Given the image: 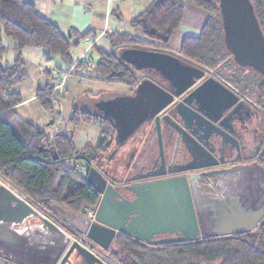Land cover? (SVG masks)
<instances>
[{
    "label": "trees",
    "instance_id": "trees-1",
    "mask_svg": "<svg viewBox=\"0 0 264 264\" xmlns=\"http://www.w3.org/2000/svg\"><path fill=\"white\" fill-rule=\"evenodd\" d=\"M208 12L199 34L186 35L180 48L174 50L171 40L183 21L185 0H149L147 6L132 20L143 38L108 31L110 49L93 44L92 56L75 60L71 49L89 31L72 40L60 25L39 13L31 1L0 0V177L10 182L32 204L50 209L52 204L81 208L84 203L96 204L100 194L86 179V172L68 161H89L97 165L113 145L117 129L113 119L75 107L71 121L81 119L100 121L101 132L95 145L79 149L68 132H59L49 138L43 126L22 119L15 106L22 96L14 86L22 82L24 49L27 46L43 48L48 58L59 56L72 69L88 68L97 79L122 82L136 86L143 76L150 75L147 67L137 69L122 56L147 58L153 53L158 59L175 55L216 73L242 92L253 91L257 103L264 107V71L240 63L226 43L221 0H191ZM264 33V0H250ZM3 35L16 41L4 43ZM72 35H78L73 29ZM15 52L12 63L4 54ZM153 57H151L152 59ZM69 68L66 69L68 71ZM73 71V70H72ZM40 85L37 99L44 109L54 107L55 80ZM55 80V81H54ZM264 166V148L257 158ZM116 246H118L116 248ZM114 264H264V217L252 231L222 236H202L193 240L148 245L126 234H119L112 248ZM13 262L0 256V264ZM14 263V262H13Z\"/></svg>",
    "mask_w": 264,
    "mask_h": 264
},
{
    "label": "water",
    "instance_id": "water-1",
    "mask_svg": "<svg viewBox=\"0 0 264 264\" xmlns=\"http://www.w3.org/2000/svg\"><path fill=\"white\" fill-rule=\"evenodd\" d=\"M221 6L228 47L240 63L264 71V33L252 2L221 0ZM122 56L137 69L155 68L170 83L169 90L145 79L138 83L135 97L144 110L133 129L140 120L155 116L164 163L160 112L175 96L189 91L197 82L183 100L175 103L174 116L193 135L191 125H196L204 137L219 135L221 151L229 157L225 159L214 153L212 160L200 159L197 164L201 170L130 184L126 189L133 192V197L108 184L103 173L85 161L87 182L101 197L96 221L60 204H52V209L104 248L110 245L117 230L152 244L254 230L264 217V166L258 159L242 160L244 145L227 124L243 106L252 109L250 104L240 100L239 92L228 83L214 75L207 76L204 68L186 64L178 56L162 55L158 59L149 53L144 59L126 52ZM197 138L196 146L209 149ZM232 150L237 151L235 157L230 156ZM219 162L224 164L218 166ZM164 172L166 169L158 174ZM9 184L0 180V250L4 259L16 264H65L76 249L79 257L88 263L106 264L77 240L71 243L72 237L65 230L40 216ZM81 211H87L86 205ZM33 216H39L41 222L26 223ZM159 232L177 236L152 240L153 234Z\"/></svg>",
    "mask_w": 264,
    "mask_h": 264
},
{
    "label": "crops",
    "instance_id": "crops-1",
    "mask_svg": "<svg viewBox=\"0 0 264 264\" xmlns=\"http://www.w3.org/2000/svg\"><path fill=\"white\" fill-rule=\"evenodd\" d=\"M20 1L33 2L39 13L58 23L62 30L71 36L72 40H77L79 35L89 31L88 36L81 38L79 43L71 49V55L75 60L87 57L90 52L93 53V50H91L93 44H98L109 50L111 48L110 42L106 36L108 31L124 32L139 38H145L140 29L131 25V20L147 6L149 0ZM186 2L187 0H185L183 21L171 40V47L174 50L180 48L184 36L199 34L208 15L206 10L196 6L193 2H190L189 5V8L192 9H188ZM73 29L78 32V35H72ZM23 57V70L27 76L22 82L14 86V90L22 96V101L15 106L18 115L25 121L43 126L49 138H53L59 132L70 133L73 135L74 142L79 149L96 144L100 136L101 125L97 119L91 121L81 119L78 123L71 121L75 107L79 109V115L82 114V110H88L100 116H105L104 113H99V110L102 107L105 108L108 101L111 103L118 102V108H126V102L133 96L134 87L122 82L99 80L94 72L88 68L72 69V66H68L69 69L66 71L67 68L64 69L66 66L59 56L49 59L45 50H40V47H25ZM55 74L61 76V78L55 79L61 85L56 86L54 92V107L44 109L37 99V89L40 85L48 81L51 82V77ZM123 110L128 114L130 106L128 109ZM128 120L122 123V130H127ZM130 132L131 130H127L126 136L130 137L125 136V139L122 138V143L134 149V163L139 162L146 154L154 157L158 154V150L160 152L159 142L154 138L142 141L139 131L129 135ZM166 135H168V139L165 143L163 142L164 153L171 164L178 167L188 161H193L187 158L186 144H183L179 139L170 140V130L166 131ZM71 160L80 163L77 159L73 158ZM135 169L137 168L135 167Z\"/></svg>",
    "mask_w": 264,
    "mask_h": 264
},
{
    "label": "flooded vegetation",
    "instance_id": "flooded-vegetation-1",
    "mask_svg": "<svg viewBox=\"0 0 264 264\" xmlns=\"http://www.w3.org/2000/svg\"><path fill=\"white\" fill-rule=\"evenodd\" d=\"M182 61L185 62L186 64L198 66L197 64H194L193 62H190L185 59H182ZM200 67L206 70L207 76L213 75L208 72V68L203 67V66H200ZM147 68L150 72L149 73L150 75L143 76V78L139 81V83L145 79H151L157 82L158 84H160L162 87L170 90L171 86H170L168 79L163 77L155 68H150V67H147ZM214 76L221 79V77L216 73L214 74ZM221 80L226 82L224 79H221ZM198 83L199 82H197V84ZM197 84L191 87L190 90H192V88H194ZM137 85L134 86L135 94L133 93V96L126 102L127 104L126 108L124 107L118 108V102H114V104L115 103L117 104L116 105L117 107H115L114 117L120 126L122 125V123H124L125 121L129 119L128 120L129 125L127 127V130H131L129 135L134 132L139 131L140 132L139 136H140V139H142V141L146 139L148 141V139L154 138V140L158 142V132L155 127V116L149 115L143 121L140 120L137 126L133 129L134 124L136 123V121H138L139 117L142 115L143 110H144L143 106H141V103L135 98L138 95ZM190 90L181 93L179 96H175L174 101L170 103L168 106H166L164 109H162V111L160 112V115H161L163 142L165 143L166 139H168V135H166V131L170 130L173 140L179 139V141L183 142V144H186L187 158L193 161H188L186 162V164L177 167L175 164H171L168 161L164 153V160H165V163H164L162 161V158L160 157V152L158 150V154L155 155L154 157L150 155L148 156L146 154V156L142 157L139 160V162L137 161L134 163L133 158L130 159L128 161L129 163L127 164V166L131 167L132 166L131 164L134 163V166L137 169L134 170L135 167H131L133 168L131 171H129L128 169L129 172L127 171L128 175H126V178H127L126 180L124 178L125 176L123 178H118V180H116L114 176L111 175L110 172H108L107 170L105 171L101 169L102 171L101 170L100 171L107 178L108 184L113 185L117 190L119 189L124 195L128 197H133L134 195L133 192L130 189H126V186L130 184L143 182L147 180H154L157 178L168 177V176H172L176 174H189L190 172L201 170L202 168H200V166L197 164L200 161V159L202 158L205 161L212 160L214 153L219 156L221 155L225 159L229 157L225 155L223 151H221V148H220L221 138L219 135L212 134L209 137H204L202 136V133L198 130L196 125H191L190 130L195 134L193 135L188 130L183 129L180 122L178 121V118L174 116L175 103L179 102L180 100H183L184 97L190 92ZM237 91L239 92L240 100L244 102H248L250 104V107H252V109L249 110L247 109L246 106H243L240 112L238 113V115H234L232 120L228 122L227 124L229 125V127H231V129L234 130L236 135L239 136L240 141L244 145V149H243L244 158L242 160L247 161V160L257 159L264 148V107L261 104L255 103L254 100H252L246 93L242 92L241 90L240 91L237 90ZM129 106H130V111L128 114H126L123 109H128ZM192 106L196 108V105L194 103H192ZM126 137L129 138L130 136H126ZM197 137H199V139H201L204 143H206L209 149L206 148L204 145L203 146L205 147V149L196 146L195 144L197 143L199 144V140ZM122 138L125 139V136L121 137V139ZM123 139H122V142H123ZM164 143H163V146H164ZM206 155L208 157H206ZM236 155H237V151L232 150L230 156L235 157ZM233 162L234 161L230 163L229 162H226V163L231 164ZM223 164L224 163L219 162L217 165L219 166ZM165 169H166V172L158 174L159 172H162ZM82 172H86L85 167ZM0 180H1V177H0ZM11 188L15 192H17L20 196L24 197L20 193V191H18L16 188L14 187H11ZM115 197L118 199V195H116ZM100 198L101 197H99L97 203L94 205L90 203H84L83 206L86 205V210H87L85 213L81 211L83 206L79 209L73 208V207L72 208L68 207V208L73 209L79 214L85 216L86 218L91 219L92 222H95L96 221L95 213H96L98 204L100 203ZM30 204L38 211L40 216H45L49 218L54 223H56L58 226H60L63 230H65L72 237L71 243L74 240H77L78 242H80L81 244L89 248L92 252H94L106 264H110V262L113 263L114 255L112 254V248L115 246V241L118 238V235L125 234V233H122L117 230L110 245L107 248H104L98 245L97 243H95L91 238H89V236L86 233H83L82 231L78 230L75 226H73L67 220H65L63 217L57 214V212L54 211L52 207L50 209H43L38 205H35L32 203ZM91 210L94 211L93 215L89 214ZM84 220L85 222H87L86 219ZM39 222H41V218L39 216H33V217H30L28 219V222L26 223L32 224V223H39ZM175 236H177L175 233L159 232V233L153 234L152 240H164V239L175 237ZM164 242H176V241H163V242L161 241V243H164ZM143 243L150 244V245L152 244V243H147V242H143ZM153 244H158V243H153ZM0 256L3 257L1 250H0ZM65 264H90V263L81 259V257H79L75 249L72 251V253L69 256V260H67Z\"/></svg>",
    "mask_w": 264,
    "mask_h": 264
},
{
    "label": "rangeland",
    "instance_id": "rangeland-1",
    "mask_svg": "<svg viewBox=\"0 0 264 264\" xmlns=\"http://www.w3.org/2000/svg\"><path fill=\"white\" fill-rule=\"evenodd\" d=\"M190 2H192V1L191 0H187V2H186V5H187L186 7H188V9H192V8H189V5L191 4ZM3 38H4V43L6 45H8V46H11V45H15L16 44V41L14 39L10 38V37H7V36L3 35ZM31 48H37V47L31 46ZM40 50H44V49L43 48H40ZM74 55H75V52H74ZM14 57H15V52H13V51H10V52L4 54V59L5 60L7 59L8 60V63H12ZM208 72L210 74H213V75L216 73V71H214V69H208ZM221 79H224V78L222 77ZM225 81L228 82L227 80H225ZM228 84L231 85L236 90H239L240 91V89H238L237 87L233 86L230 82H228ZM248 93L249 94H247V95L252 100H254V101L257 100V96H256V94L253 91L252 92L249 91ZM255 103H257V102L255 101ZM257 104H259V103H257ZM116 105H117L116 103L114 104V102L111 103V102L108 101L107 105H105V108L102 107L99 110L100 112L98 111L99 113H102V114L104 113L103 115L108 116V117H111V118H113L115 120L117 133H116V136H115V139H114V142H113L112 147L102 157V159L97 163L96 167L99 170H101V169L102 170H105V171L107 170L108 172L111 173L112 176H114V178L116 180H118V178H123L124 176H125L124 178L126 180L127 179L126 178V175H128V172L132 170L131 167L132 166L135 167L134 166V163L131 164L132 165L131 167L130 166L129 167L127 166V164L129 163L128 161L133 158V156L135 154V151L129 145H123V143H122L121 137L126 136L127 135V132H126V129L125 130H122V127L120 125H118V122H117V120L114 117V115H115L114 114L115 113V107H117ZM170 138H171L170 140H173L172 135L170 136ZM133 161H135V160H133ZM68 163L71 166H82L84 164V163H77L76 160H70ZM79 169H81V168H79ZM128 169H129V171H128ZM1 180L3 181V178L2 177H1ZM164 243H167V242H164ZM160 244H162V243L151 244V245L157 246V245H160ZM148 245H150V244H148ZM117 247L118 246H116V248ZM9 264H16V263L9 262ZM110 264H114V263L110 262Z\"/></svg>",
    "mask_w": 264,
    "mask_h": 264
},
{
    "label": "built area",
    "instance_id": "built-area-1",
    "mask_svg": "<svg viewBox=\"0 0 264 264\" xmlns=\"http://www.w3.org/2000/svg\"><path fill=\"white\" fill-rule=\"evenodd\" d=\"M120 1H124V0H120ZM59 85H61V83H58L56 86H59ZM84 164L82 165V166H78V168H81V169H79L81 172L84 170ZM89 214L90 215H93L94 214V211L93 210H91L90 212H89Z\"/></svg>",
    "mask_w": 264,
    "mask_h": 264
}]
</instances>
